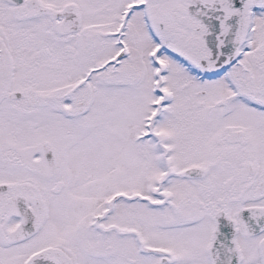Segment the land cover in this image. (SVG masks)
Listing matches in <instances>:
<instances>
[{
	"label": "snow or ice",
	"instance_id": "6c2138e0",
	"mask_svg": "<svg viewBox=\"0 0 264 264\" xmlns=\"http://www.w3.org/2000/svg\"><path fill=\"white\" fill-rule=\"evenodd\" d=\"M0 264H264V0H0Z\"/></svg>",
	"mask_w": 264,
	"mask_h": 264
}]
</instances>
